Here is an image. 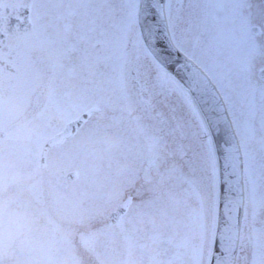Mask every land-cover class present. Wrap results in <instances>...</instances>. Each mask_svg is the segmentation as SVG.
Wrapping results in <instances>:
<instances>
[{"label": "flooded vegetation", "instance_id": "flooded-vegetation-1", "mask_svg": "<svg viewBox=\"0 0 264 264\" xmlns=\"http://www.w3.org/2000/svg\"><path fill=\"white\" fill-rule=\"evenodd\" d=\"M34 4L31 0L28 8L27 0H0V264H14L16 252L27 255V238L36 236L33 231L27 236V222L41 238L56 231L57 241L48 246L53 252L63 250L59 243L84 252L76 232L92 227L95 208L104 201L106 214L98 223L129 200L116 227L130 212L150 220L143 217V205L147 214H156L160 200L154 195L167 190L173 202L175 190L189 189L192 175H201L208 194L216 184L209 166L215 148L186 90L164 77L150 81L142 65L132 71L139 102L131 112L121 100L112 102L109 86L100 92L99 111H92L101 99L97 83L109 85V73L96 76L93 50L78 55V34L64 38L60 29L48 32L46 23H37L41 10H33ZM167 15L175 44L199 61L218 87L239 139L245 195L235 264H264V0H169ZM80 115L84 121L73 134L45 151L44 168L36 174L41 187L32 186L36 180L27 179V141L39 144L32 152L41 158L47 140ZM136 116L162 127L163 162L153 151L144 160L145 151L134 145L143 133L130 134L126 124ZM113 135L129 143L122 157L115 153L110 165L104 162V176L95 179L94 145ZM81 170L87 174L76 184ZM169 170L183 174V180L176 174L165 177ZM95 180L105 187L104 197L96 196ZM112 182L125 188L120 196L112 197ZM41 238L33 242L46 243Z\"/></svg>", "mask_w": 264, "mask_h": 264}, {"label": "rangeland", "instance_id": "rangeland-1", "mask_svg": "<svg viewBox=\"0 0 264 264\" xmlns=\"http://www.w3.org/2000/svg\"><path fill=\"white\" fill-rule=\"evenodd\" d=\"M55 1L56 0H52L53 7H55V5H54ZM78 1L81 2L80 5L82 8L85 6L90 7L89 5L83 3V0H78ZM78 1H75V3L78 4ZM114 1H116V0H113V2ZM137 4H138V0H124V2H123V5H124L123 9L124 10H122V13H125L124 17L126 18V20L128 22L125 25L124 30H128V29H126V28H128L127 25L129 23H131V19L133 17L132 13L135 11V5H137ZM44 5H45V1L43 0V7H44ZM54 10L55 9L53 8L52 10L46 9L44 11H45V14H49V17H50L54 13ZM99 34H100L99 32H96V33H93V35H91L93 43L101 42L99 40ZM90 44L91 43H88L87 45H90ZM124 46H125L124 43H122L120 41L119 52L122 54V57H121V61H120L121 64H119V66H118L117 62L107 60L105 54L99 48H95L93 50L95 52V57H96L95 58L96 76L99 75L100 71L106 70L109 72V75L111 77H114L113 76L114 74H115V76L118 77V74L116 75V73L122 72V70H124V68L122 69V66H121L123 54H124L122 48H124ZM110 51H111L110 54L114 55V54L118 53V48L116 47V45L114 46V44H113L112 47L110 48ZM108 55H109V53H108ZM108 55H107V57H108ZM118 70H120V71H118ZM148 74H149V72H148ZM112 84H115V83L112 82ZM115 87H116V84H115ZM99 88H100L99 89L100 92H104V90H106V88H107V85L104 88H101V87H99ZM113 88H114V85H112V89ZM115 92H117V93H115ZM115 92H114V90H111V94L115 95L114 96L115 99L123 100L126 106H131L130 105V99L132 97L131 90H124V88H121V89H115ZM112 143L117 148L121 144L120 141H118V140L112 141ZM27 145H28L27 146L28 147L27 152L30 155H32V156H27V169L37 170L38 167L36 164V155L32 152L33 148H32L31 143H27ZM38 145L35 141L33 142L34 149H36V146H38ZM102 145H103L102 142L100 143V145H96L97 148L94 150L95 151V157L93 159L95 160V165H98L100 163L101 157L105 158V156L108 155V151L106 149H103ZM142 148H144V145L141 146V149ZM141 149H138V151ZM28 173H29V175L31 174L30 172H28ZM100 175H96V177H100ZM82 179L83 178L81 176L79 181H81ZM38 184H40V183L35 182L33 184V186L37 187ZM115 185L119 186L116 183H115ZM119 188H120V191H119ZM113 190H114L115 196L119 192H120L119 193V196H120L122 191L125 190V188H122L121 186H119V187L113 188ZM135 207L136 206L134 203L133 208H135ZM174 208L175 207H174V204L172 202L165 203V205L163 206V209H162V210H165V212L163 211L165 214V218H163V219H165V220L162 221L160 224L166 232H168V230H169L174 235H169L168 234L169 232L166 233L162 229H160L161 231L159 230V236H155L154 235L155 231H154V229H152V227L154 228L153 225L155 224V222L153 223L151 220L155 216L151 215V214H147V212H148L147 208L145 207V205H143V213H144L143 217L146 218V216H147V218L150 219L148 223H149V225L152 226V227H150L151 232L149 234V239L144 240L143 237H141L142 235H139V236H137V241L133 244L132 240L130 238L125 237V235H127L126 232L133 231L134 233H136L134 231L135 222H134V226L132 225V220H134L133 216L135 215V213L130 212L129 215L127 217H125L124 221H122L119 224L118 229L114 230V233L113 232L107 233V231L102 228L101 230H98L96 234L84 235L85 240H83V242L89 247L91 252L99 260L100 264H116L117 261L121 262L124 260H128V262H129L128 264H136L137 260L142 255L144 257V264H166L165 263L166 261L163 258H161V255L160 256L158 255V254H161L160 252H158L155 255H147L143 252V251L149 252L148 249H150L152 242L158 241V240L164 242L166 245H168L167 242H169V245H170L169 251L170 252L173 248L175 249V253H173L174 255H176L175 264H182L184 258L186 259L187 257L189 258V264H201V256H200V252L198 249V245L200 244V243L198 244V233L199 232L195 231L196 226L194 225V224H197L196 222H199L201 220V215L198 212L197 208L192 206L191 216L186 215L187 212L182 214L181 210H178V212H176L174 214V216H172L171 212ZM181 216H183V217H181ZM126 219H127V221H126ZM188 219H190V221ZM137 222L140 224L139 221H136V223ZM178 224L181 226L177 227ZM183 227H184V229H183ZM143 230H144V228H143ZM180 230H184L185 232L180 233ZM162 232H164V236H162V234H161ZM117 234H119V235L116 236ZM108 238H110L112 240H116V243L113 245H110V247H109L107 242H106V240ZM191 240H193V242ZM118 247H125L124 250L122 251V253L118 251V249H117ZM147 247H148V249H147ZM165 250H168L167 247H164L163 252ZM167 262H169V261H167ZM62 264H64V263H62Z\"/></svg>", "mask_w": 264, "mask_h": 264}, {"label": "water", "instance_id": "water-1", "mask_svg": "<svg viewBox=\"0 0 264 264\" xmlns=\"http://www.w3.org/2000/svg\"><path fill=\"white\" fill-rule=\"evenodd\" d=\"M162 6L163 0H141L140 12L144 36L155 55L165 64V66L182 76L187 81L186 74L188 72V68L183 63L185 62V58L181 54L174 51V48L168 40ZM224 126L225 131L229 133L227 126ZM230 147L231 149L233 147L231 140ZM233 161H235V165L232 170L228 169L226 164L223 166V163H221L224 168L222 172L225 174V182L228 179V175L230 179L235 180L236 183L238 182V167L236 166L237 158L235 155L233 156ZM221 162H223V159H221ZM225 207L226 206L223 205V209H226ZM229 228H227L225 217L223 219L221 218L216 241V247L219 249L214 254L213 264H221L222 262L224 264L232 263L235 236L233 231H231V228Z\"/></svg>", "mask_w": 264, "mask_h": 264}]
</instances>
